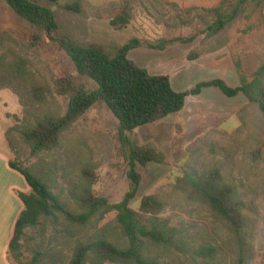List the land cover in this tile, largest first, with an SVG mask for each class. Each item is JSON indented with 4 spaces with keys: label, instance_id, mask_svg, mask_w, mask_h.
Here are the masks:
<instances>
[{
    "label": "rangeland",
    "instance_id": "374dc122",
    "mask_svg": "<svg viewBox=\"0 0 264 264\" xmlns=\"http://www.w3.org/2000/svg\"><path fill=\"white\" fill-rule=\"evenodd\" d=\"M78 1L79 12L65 8ZM123 1L59 0L53 9L63 30L80 42L124 44L134 37L139 38L143 45L132 50L129 57L151 74L169 76L176 90H190L200 82L215 78H226L236 85L241 76L252 78L264 62V24L258 13L249 19L240 18L227 27L223 37H228V43L220 44L222 36L214 38L218 42L206 39L203 31L207 23L198 14L203 15L202 8L216 6L221 0H130L134 19L127 27L119 29L111 24V17L119 11ZM173 4L178 6V11ZM190 7L201 9L195 14L183 12ZM33 32L34 28L26 20L5 0H0V54L7 55L9 63L22 59L26 69L35 75L30 81L15 76L11 70L0 72V90L9 93L11 88L17 90L29 106L27 125L21 120L23 112L17 118L22 129L32 125L46 111L63 114L66 110L63 98L47 92L44 104L36 103L29 93L31 84L52 86L56 78L73 75L88 89L96 88L91 79L78 73L69 56L55 43L45 38L40 45L34 44ZM163 40L169 43L162 50L148 47ZM243 97L241 94L230 99L217 88H206L198 96H189L182 112L128 133L141 146L154 145L166 159L162 164L137 165L142 182L132 202L134 209L139 210L144 196L159 195L165 202L159 217L172 226L183 227L190 240L229 242L224 225L207 207L187 199L173 188L185 171H218L221 180L233 187L246 203L244 214L250 224L249 239L254 249L264 246V117L254 107L245 115L239 114L246 104ZM118 126V120L100 101L64 133L60 146L55 149L34 155L20 132L15 131L11 135V157L23 168L34 169L42 178L53 181L54 192L73 210H77L73 192H78L87 178L92 181L96 195L117 203L129 188V164L122 150ZM257 150L262 154L252 158L250 153ZM115 215L112 212L102 222H92L85 227L71 225L61 217L28 228L22 239L21 260L28 263L34 251L40 250L46 253L42 264H71L80 244L97 237L121 236L114 222ZM258 252L263 254L264 247ZM256 253L248 264L263 263L264 256ZM9 258L13 264H21L13 256ZM227 260L235 263L230 258ZM162 264L175 262L163 258Z\"/></svg>",
    "mask_w": 264,
    "mask_h": 264
},
{
    "label": "trees",
    "instance_id": "16d2710c",
    "mask_svg": "<svg viewBox=\"0 0 264 264\" xmlns=\"http://www.w3.org/2000/svg\"><path fill=\"white\" fill-rule=\"evenodd\" d=\"M5 2L34 28L31 36L34 44L40 45L45 42V38L49 39L69 56L80 75L96 84V88L88 89L78 83L73 75L56 78L52 86L31 84L29 93L36 103L44 104V93L47 92L53 97L63 98L66 110L63 114L46 111L25 129H22L19 121L7 131L9 147H12L11 135L19 131L23 140L30 145L32 154L55 149L60 146L64 133L93 105L102 101L119 122V139L129 164V188L120 202L111 203L108 198L96 195L92 189V181L87 178L86 183L80 185L79 191L73 192L77 207V210H73L54 192L53 181H47L36 170L25 169L11 160L10 166L23 175L31 191L19 193L25 208L16 222L9 255L24 264L21 260L22 239L28 228L44 225L49 220L57 221L61 217L71 225L85 227L92 222H102L108 214L114 212V222L120 228L121 236L97 237L80 244L71 264H162L163 258L172 260L175 264H230L227 260L229 258L235 261L234 264L250 263L254 253L257 251L256 254H259L258 251L264 246L254 249L249 239L250 224L244 214L246 203L233 187L221 180L218 171H185L173 188L187 199L207 207L224 225L229 242L221 239L215 243H196L190 240L183 227L172 226L159 217L165 209V202L159 195L144 196L139 210L132 207L142 182L137 165L162 164L166 159L164 153L154 145L141 146L129 134L139 127L181 112L189 96H198L206 88H217L229 98L242 94L246 98V104L239 110V114L245 115L250 107H254L264 117V62L252 78L241 76V83L237 87L230 86L221 78H215L200 82L190 90L178 91L173 87L169 76L151 74L129 57L132 50L143 45L139 38L134 37L124 44L83 43L63 30L53 9L59 0ZM172 6L179 10L176 4ZM65 8L79 12L80 2L68 4ZM199 9L201 8L190 7L183 12L195 14ZM201 10L204 14L199 13L198 17L207 23L203 31L206 39L223 37L227 27L240 18L249 19L256 13L264 24V0H221L216 6ZM133 19L131 1L125 0L119 11L112 15L111 24L121 29L131 24ZM214 40L218 42V39ZM220 41H223L220 44H226L228 37L224 36ZM168 43L169 41L163 40L157 45L148 44V47L162 50ZM6 56L0 54V72L11 70L12 74L24 80L32 81L35 78L34 73L26 69L22 59L9 63ZM11 89L19 98L24 113L21 120L27 125L29 106L17 90ZM261 154L260 150L250 153L252 158H259ZM34 252V256L26 264H42L46 253L40 250Z\"/></svg>",
    "mask_w": 264,
    "mask_h": 264
},
{
    "label": "crops",
    "instance_id": "0c3cea01",
    "mask_svg": "<svg viewBox=\"0 0 264 264\" xmlns=\"http://www.w3.org/2000/svg\"><path fill=\"white\" fill-rule=\"evenodd\" d=\"M221 79L232 87H237L241 83V79L236 85L231 84L226 78ZM10 92L0 90V264H11L9 247L16 222L25 208L19 193L31 191L23 175L10 166L12 157L6 134L17 124V118L22 112L18 96Z\"/></svg>",
    "mask_w": 264,
    "mask_h": 264
}]
</instances>
